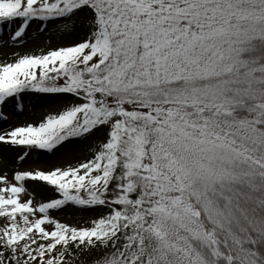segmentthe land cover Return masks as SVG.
Returning <instances> with one entry per match:
<instances>
[{
    "label": "snow or ice",
    "instance_id": "obj_1",
    "mask_svg": "<svg viewBox=\"0 0 264 264\" xmlns=\"http://www.w3.org/2000/svg\"><path fill=\"white\" fill-rule=\"evenodd\" d=\"M53 22L0 63V264H264V0H0L13 41ZM29 90L66 102L10 123Z\"/></svg>",
    "mask_w": 264,
    "mask_h": 264
},
{
    "label": "rangeland",
    "instance_id": "obj_2",
    "mask_svg": "<svg viewBox=\"0 0 264 264\" xmlns=\"http://www.w3.org/2000/svg\"><path fill=\"white\" fill-rule=\"evenodd\" d=\"M11 26H0V63L15 60L13 53H36L41 49L47 50L51 47L65 45L78 39L79 32H65L61 24L53 22L47 25V29L38 30V25L33 23L27 30L23 39L13 41L9 33ZM65 95H53L26 91L23 95V108H14L9 105V110L13 112L10 120L12 124H22L25 122H39L48 112L62 105ZM0 126H3L0 124ZM96 137L87 141L69 140L56 150L49 153L47 151H35L25 161L20 162L25 168L49 167L52 164H65L74 162L82 155H89L88 147ZM11 159L0 157V170L11 168ZM38 187V186H34ZM42 197L47 198L50 192L41 191ZM62 220L69 223H82L83 220L97 215L96 210H83L76 206H66L55 213Z\"/></svg>",
    "mask_w": 264,
    "mask_h": 264
}]
</instances>
